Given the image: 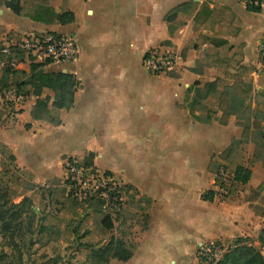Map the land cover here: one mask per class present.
Masks as SVG:
<instances>
[{"label": "crops", "instance_id": "obj_1", "mask_svg": "<svg viewBox=\"0 0 264 264\" xmlns=\"http://www.w3.org/2000/svg\"><path fill=\"white\" fill-rule=\"evenodd\" d=\"M247 3L0 1V46L9 36L57 32L72 36L79 48L77 58L62 65L25 59L15 73L0 70V89L16 86L28 96L16 119L0 108V168L5 146L34 185L54 192L57 182L65 183L69 163H84L93 154V167L124 186L122 213L129 222L118 218L122 224L109 235L87 234L86 251L113 238L135 246L131 259L112 258L110 264H193L200 247L212 241L227 250L241 237L252 239L260 231L258 209H264V161L257 159L252 138L232 149L243 125L253 132L256 117L264 116V1L260 12L249 11ZM45 7L71 11L75 20L62 24L43 15ZM159 46L176 49L180 60L175 70L155 75L144 58ZM33 64L79 79L74 105L57 112L61 124L50 130L30 111L39 98L28 83ZM46 97L52 106L53 90L44 89L41 98ZM246 146V160L235 166L234 157ZM239 165L252 171L246 184L235 180ZM229 166V193L223 194L221 171ZM211 191L213 198L206 200ZM56 201L51 208L62 207ZM97 240L102 241L93 245Z\"/></svg>", "mask_w": 264, "mask_h": 264}, {"label": "rangeland", "instance_id": "obj_2", "mask_svg": "<svg viewBox=\"0 0 264 264\" xmlns=\"http://www.w3.org/2000/svg\"><path fill=\"white\" fill-rule=\"evenodd\" d=\"M26 9L32 10L25 5ZM261 101L264 108V100ZM263 117H256L258 125L254 126L250 137L258 143L257 159L264 161ZM247 148L237 152L235 166L239 161L246 160L247 155L244 154ZM81 164L87 168L93 167L86 165V162ZM87 170L91 172V168ZM225 171L231 175L233 170L229 166ZM31 181V174L17 169L7 150L2 156L0 168V264H92L88 260L90 253L86 251L83 238L91 232L109 235L113 231L106 227L110 219L101 203L90 197L80 201L70 193L72 188L67 187L66 183L57 182L53 192V189L36 186ZM76 192L79 197L84 195V190ZM259 192H264V182L259 186ZM54 200L62 207L51 208ZM258 214L261 217L260 231L252 239L250 237V242L264 255V209H258ZM118 218L123 219V225L127 226L129 215L125 211L111 219L113 228H119L122 224ZM5 225L9 226L8 230L4 229ZM87 226L91 229H86ZM124 233L127 235L129 231L125 229ZM101 241H93L92 244L97 246Z\"/></svg>", "mask_w": 264, "mask_h": 264}, {"label": "built area", "instance_id": "obj_3", "mask_svg": "<svg viewBox=\"0 0 264 264\" xmlns=\"http://www.w3.org/2000/svg\"><path fill=\"white\" fill-rule=\"evenodd\" d=\"M255 4L259 5V0H255ZM260 52L264 57V37ZM78 54L79 48L68 34L29 32L22 36H9L0 46V70L18 71L25 59L34 63L62 65L74 61ZM179 60L180 55L176 49L159 46L146 54L144 66L152 74H166L177 68ZM27 98V94L16 86L4 87L0 89V108L7 112L19 111ZM88 168H91V172H88ZM88 168L78 161L68 164L65 183L72 188L68 191L80 201L88 197L97 200L111 219L117 218L124 207V186L110 174L100 173L94 167ZM229 188V174L222 170L220 191L227 194ZM77 190H84V195L79 197ZM225 251L219 242L212 241L200 247L193 264H217Z\"/></svg>", "mask_w": 264, "mask_h": 264}, {"label": "trees", "instance_id": "obj_4", "mask_svg": "<svg viewBox=\"0 0 264 264\" xmlns=\"http://www.w3.org/2000/svg\"><path fill=\"white\" fill-rule=\"evenodd\" d=\"M264 0H259L260 4L256 5L255 0H250L247 3V9L253 12H260L262 10V3ZM15 12L20 13L21 7L19 5L15 6L11 4ZM182 9V6L175 8L168 16L167 20H170L172 15L177 14ZM43 15H49L51 17H56L60 23L68 24L75 20L74 13L71 11H62L61 9L53 10L51 7H45L41 11ZM264 62V57H263ZM41 64H33L32 75L28 81L34 87L35 93L39 96L34 106L30 108L32 117L39 124L44 126L46 130H50L61 124V120L57 115V112L61 109H69L74 105L75 95L79 87V79L77 76L71 73L64 72H46L41 69ZM6 71L5 74L15 73ZM209 89L212 88V84L206 85ZM53 90L55 97L50 106L51 99L49 97L41 98L44 89ZM229 103V102H228ZM229 106L232 107L233 103L230 102ZM52 107V108H51ZM19 111H11L10 115L15 119L18 117ZM251 118H246L250 120ZM264 119V117H263ZM242 125V124H241ZM245 128L242 139L235 140L232 149L238 146L240 143L247 142L251 137V126L248 124L243 125ZM263 133V131H262ZM264 133L262 134V136ZM264 137V136H263ZM264 139V138H263ZM264 146V142H263ZM231 149V150H232ZM5 146H2V154H6ZM14 160V156L10 155ZM86 165L93 166V154L86 160ZM252 175V171L245 166H237L235 170V180L242 182L244 184L248 183ZM214 192H208L203 195L206 200H211L213 198ZM3 217V215L1 214ZM106 227L112 229L114 223L111 218ZM4 229L8 230L9 226L5 225ZM135 250V246L128 245L122 239L113 238L106 246L102 248L94 247L91 250L89 261L92 264H110L112 258L118 259L120 261H128L132 258ZM217 264H264V255L262 252L250 242V238H239L234 247H230L223 254L222 258L218 260Z\"/></svg>", "mask_w": 264, "mask_h": 264}]
</instances>
